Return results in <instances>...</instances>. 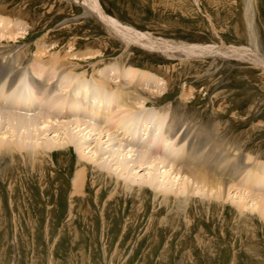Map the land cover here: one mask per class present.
Masks as SVG:
<instances>
[{"label": "rangeland", "instance_id": "1", "mask_svg": "<svg viewBox=\"0 0 264 264\" xmlns=\"http://www.w3.org/2000/svg\"><path fill=\"white\" fill-rule=\"evenodd\" d=\"M99 1L108 15L154 39L177 45L225 43L251 48V32L254 48L264 55V0H251L252 28L247 21V0ZM87 8L86 0H0V33H18L12 35L15 39L0 38V46L28 49L29 64L20 65V74L29 81L34 78L31 60L39 51V42L46 46L44 59L61 50L62 59L68 60L64 55L70 54L69 60L78 61L74 73L82 76L86 72L91 88L90 77L106 69L117 83L129 80L133 69L139 73L146 70L142 74L158 82L141 87L142 96L150 100L145 108L158 111L180 102L191 124H216L219 135L251 156V164L257 160L264 163L262 65L228 55L215 56L213 62L214 56L173 57L138 44L126 48L124 40L111 34L96 16L86 14ZM21 29L25 32L19 33ZM89 53L95 55L90 58ZM82 54L85 59H75ZM4 75L0 79L3 90L8 88L12 72ZM23 84H16L15 93L27 96L34 86L26 80ZM66 93L56 91L51 98L61 96L66 104L71 100ZM6 100L2 97L0 102ZM68 116L56 120L68 121ZM51 133L47 135H55ZM181 133L169 143L171 148L189 154L190 140L197 137L180 140ZM41 138L44 136L40 142ZM208 149L202 146L195 157L202 159ZM75 150L73 146L70 152L63 149L47 162L33 165L18 155L14 164L5 165L0 159V264H264V220L255 213L239 214L232 202L238 201L240 194L264 197V185L258 189L244 183L254 171L251 166L236 178L233 187L240 186L229 190L231 198L225 202L195 193L186 217L174 210L173 198L172 208H167L155 202L149 188L142 197L139 193L127 196L123 185L117 186L115 180L106 177L100 181L93 171L84 191L88 196L71 199L72 179L80 158ZM219 150L215 149L217 161L231 162L232 155L223 158ZM178 166L186 167L182 159L177 160L175 168ZM94 180H99V194ZM167 181L171 183L169 178ZM112 191L118 195L109 200Z\"/></svg>", "mask_w": 264, "mask_h": 264}, {"label": "bare ground", "instance_id": "2", "mask_svg": "<svg viewBox=\"0 0 264 264\" xmlns=\"http://www.w3.org/2000/svg\"><path fill=\"white\" fill-rule=\"evenodd\" d=\"M86 2L89 5L86 14L96 16L106 25L111 34L124 40L126 48L132 44H138L153 51L163 52L168 56L173 55V57H183V55L203 58L214 56L213 62L217 60L216 57L221 58V56L228 55L250 60L264 67V55L254 48L255 36H252L251 32V48L229 46L225 43L222 46L202 43L177 45L154 39L147 33L123 25L106 13L99 0H86ZM247 3V21L249 27L252 28V15L248 8L251 7V0H247ZM21 30L19 33L25 32L23 29ZM14 34L18 33L10 32L8 36ZM6 36L7 33H0L1 39L9 40ZM10 38L15 39L16 37ZM39 43L43 47L39 46V51L31 60L33 64L35 63L31 64L34 78H30L34 87L27 96L21 93L17 94L15 91L18 88L16 84L20 81L23 84L26 80L25 76L22 77L20 74V65L29 64L28 56H26L28 49L14 47L15 50H11L8 48L9 46H0V79L7 72H12L8 90L5 93H0V100L2 97L7 99V102H0V159L3 160V164H14L16 155L20 156L26 164L45 163L47 158L54 157L63 149L70 152L73 146L80 158L72 179L71 199L74 196L85 194L89 175L92 174L90 171H93L100 181L105 180L106 177L107 180L108 178L115 180L117 186L123 185L127 196L139 193L138 197H142L143 193L147 194L151 189L154 192L155 202L159 201L167 208H172L170 203L173 198L174 210L186 217L190 214V203L195 193L212 196L218 201L225 202L230 199L229 190L235 187L233 185L236 178L241 172L246 171L248 166L254 168V171L248 177L246 176L247 178L244 180L246 186L255 185L258 186V189L263 187L264 163L257 160L255 164H251V156L245 155L244 151L237 148L235 143L232 144L225 137L219 135L220 127H216V124H191L187 120L185 108L180 102L167 104L158 111L145 108L150 100L148 101L146 96H142L144 89L141 87L151 85L155 81L158 82L149 75L142 74L146 70L139 73L138 70L134 71L133 69L130 72L132 75L129 80L123 79L122 83H117L107 74L109 69H106L99 76L92 75L90 77L93 87L91 88L85 76L86 70L82 76L81 73L78 75L84 78L80 77L74 82L77 76L74 70L80 63L74 58L69 60L70 54L64 55L68 57V60L67 58L62 59L63 55L59 50L52 55L48 53L51 57L47 58L48 60L44 59L42 53L46 50V46ZM94 53H89V57H93L96 54ZM84 55H77L75 59L84 57ZM59 60H64V62ZM47 65H51L53 68L48 69ZM58 69L62 71L59 72ZM126 74L129 73L126 72ZM138 76L139 78L135 81L134 78ZM121 84L126 86L122 87ZM46 87L50 89L47 90ZM56 91L67 92L71 97L70 102L65 104L66 100L64 101L61 96L51 98V94ZM149 92L150 94L158 93L157 91ZM67 114L69 115L68 121L56 120L67 116ZM166 120L168 124L165 123ZM50 130L55 134L52 137L47 135ZM181 130L180 140H186L190 136L197 137L190 140L189 154L188 152L183 153L178 148H171L169 143L170 139ZM41 136L44 138H41L40 142ZM175 146H177L176 143ZM202 146L209 147V149L205 155L201 156L202 159H199L194 154L200 152ZM135 147L144 149H134ZM215 149H220L219 153L223 158L229 154L232 155V160H235V163H232V160L222 164L218 162ZM180 159H182V165H186L183 169L179 166V169L175 168L177 160ZM183 160L186 161V164H183ZM259 163L261 164L257 165ZM145 169H148L147 173L139 176ZM173 174L178 177L172 178ZM168 178L171 183L166 182ZM98 182L99 180L93 181L92 184L95 188ZM246 188L249 189V187ZM99 189L97 190L98 194L100 193ZM117 195V192L112 191L108 199L111 200ZM238 199V201L232 202L239 214L245 216L247 212L255 213L264 220V197L240 194Z\"/></svg>", "mask_w": 264, "mask_h": 264}]
</instances>
